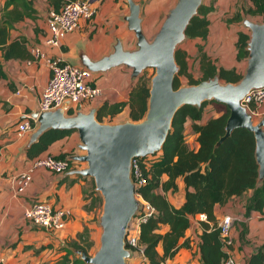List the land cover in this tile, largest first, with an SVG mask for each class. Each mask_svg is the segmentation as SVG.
<instances>
[{
    "label": "trees",
    "instance_id": "16d2710c",
    "mask_svg": "<svg viewBox=\"0 0 264 264\" xmlns=\"http://www.w3.org/2000/svg\"><path fill=\"white\" fill-rule=\"evenodd\" d=\"M54 1L57 0H52ZM65 0H61V4ZM31 0H1L0 3V57L20 54L23 39L9 40V30L15 22L24 17H31L34 11ZM235 10L233 20H242L243 14L255 16L254 21L264 20V0H241ZM60 4V5H61ZM58 7L54 9L57 10ZM210 4L201 3L196 13L191 17L185 28L187 38L204 40L208 35V12ZM242 24V23H241ZM247 31L237 28L234 38L235 59L244 61L247 54ZM195 61L199 71V78L194 80L187 69L185 48L177 47L174 58L178 70L173 76V87L179 85L178 75H184L188 83H195L201 79L218 73L222 81L235 82L241 76L235 67L216 65L215 61L206 53L203 45L196 46ZM61 62H65L61 60ZM0 64V76H3ZM148 84L139 77L130 80L126 86V93L122 99H103L97 106L95 117L111 120L124 107L126 116L131 120L140 119L146 110ZM207 102L212 105L215 114L203 117V107ZM71 112V109L68 111ZM228 108L222 102L214 100L204 101L199 106L183 104L177 108L172 116L170 127L158 151L148 153L140 159L144 182L135 188L136 194L146 201L151 211L144 221L138 223L137 246L145 258V264H165L166 258L172 257L180 246H188L184 231L194 215L203 213L205 219L200 221L201 232L197 243L199 257L202 264H222L226 249L220 235L217 219L213 214V205H222L232 196H239L247 190L250 194L244 204L243 216L250 210H258L264 214V176L257 183V164L253 156L254 140L252 132L244 127H235L218 145L215 141L223 133ZM32 124L34 123L30 118ZM188 125L195 134V146H190L184 137V127ZM74 129L49 128L25 150L29 158H33L46 150L56 139H59ZM72 150L56 154L65 157ZM68 169H73L76 162L67 159ZM77 178L89 182V188L83 192L81 207L86 212L100 206V196L93 190L91 178L76 175ZM180 178L183 200L180 204L170 203L165 192L177 190V180ZM98 214V212L96 213ZM240 224V234L245 232L244 223ZM160 246L158 251L157 246ZM89 228L82 226L70 240L57 247L58 254L51 264H86L71 248H81L86 253L91 248ZM125 246L129 247L125 242ZM132 248V249H135ZM137 250V249H135ZM131 251V256L138 255ZM128 259V258H127ZM246 264H264L262 247L254 249L246 259Z\"/></svg>",
    "mask_w": 264,
    "mask_h": 264
},
{
    "label": "water",
    "instance_id": "95a60500",
    "mask_svg": "<svg viewBox=\"0 0 264 264\" xmlns=\"http://www.w3.org/2000/svg\"><path fill=\"white\" fill-rule=\"evenodd\" d=\"M127 12L122 16L125 27L135 36L134 47L123 46L116 36L110 49L96 59L90 58L82 47L76 51L71 64L83 66L92 74L102 73L111 67L124 65L129 69L130 80L146 67H152L144 115L137 120L128 117L105 122L95 117L97 106L82 109L81 102L68 100L49 110H39L36 105L27 117L34 121L22 149L28 148L49 128L74 129L79 153L67 157L83 162L81 168L68 169L65 174H77L92 179L93 190L101 198L97 216L99 227L97 244L92 253L81 248H71L86 264H125L131 251L125 246L130 220L142 207L136 194L130 170L131 159L158 151L170 127L171 119L183 104L199 106L214 100L228 108L223 133L215 141L218 145L235 127L252 132L253 156L257 164V183L264 176V114L256 121L244 105L243 96L252 88L264 86V20H241L247 29L245 65L235 82L222 81L218 73L195 83L173 87V76L178 70L174 53L186 38L185 28L196 13L202 0H175L167 9L160 25L148 39L141 28V2L125 0ZM71 109V112H68Z\"/></svg>",
    "mask_w": 264,
    "mask_h": 264
},
{
    "label": "crops",
    "instance_id": "0c3cea01",
    "mask_svg": "<svg viewBox=\"0 0 264 264\" xmlns=\"http://www.w3.org/2000/svg\"><path fill=\"white\" fill-rule=\"evenodd\" d=\"M31 1L34 9L32 16L15 22L9 30V40L23 39L24 50L5 59L0 57L4 73L0 76V264H51L58 254L57 247L61 245L59 241L69 235L73 237L75 232L81 229L78 220L83 215L81 203L85 180L77 178V174H55L37 167L31 171L28 184L22 190H17V176L28 167L31 160L25 154L26 149H22L31 130L17 136L14 126L20 119L27 117L37 105L38 94L49 75L44 60L33 58L31 47L39 46L47 56L58 55L70 63L76 59L79 47H82L90 58L96 59L110 49V44L116 36L121 38L126 48L134 47L135 41L133 32L126 29L122 19L127 12L125 0H91V5L95 7L91 18H80L75 28L61 39L59 46L45 45L42 42L47 32L45 18L50 9L61 4V0L54 3L52 0ZM136 1L142 4V0ZM140 15L141 28L145 34L142 8ZM153 28L150 29L151 34L155 33ZM203 48L216 65L226 68L233 66L237 70H243L245 62L235 59L234 44L231 56L225 55L227 59L221 55L223 45L216 48L215 53H210L213 47H210V51L205 46ZM121 66L94 74V81L103 88V95L96 101L83 102L84 110L98 106L103 99L124 98L130 78L129 71ZM119 69L122 72H119ZM255 108L259 112L257 120L264 114V103ZM126 112L127 108L124 107L114 118H117L118 114L126 115ZM121 118L124 119V116ZM186 127L191 132L188 125H185L184 130ZM192 137L195 138L194 133ZM77 143L78 137L74 130L54 140L40 154L56 155L70 150L79 153L81 151L76 147ZM195 144L194 140L193 146ZM177 183V190L165 192L167 200L175 205L183 200L180 178ZM249 194L250 190H247L239 196H232L222 205H213V214L217 221L225 214L232 216L228 234L231 243L227 251L232 254L236 264H246L247 256L259 246L264 251V214L253 209L247 216L242 214ZM35 200H45L53 207L68 209L70 214L64 226L58 230H47L24 219L22 210ZM202 220L197 214L191 217L184 237L180 239H186L188 246H180L172 257L164 260L165 264H202L197 246ZM240 221L244 223L245 230L241 234ZM157 249L160 251L159 245ZM125 264H145V258L142 253L138 254V257L133 255L126 259Z\"/></svg>",
    "mask_w": 264,
    "mask_h": 264
},
{
    "label": "built area",
    "instance_id": "2783aa9c",
    "mask_svg": "<svg viewBox=\"0 0 264 264\" xmlns=\"http://www.w3.org/2000/svg\"><path fill=\"white\" fill-rule=\"evenodd\" d=\"M95 7L91 5V0H65L60 7L50 9L45 18L47 32L42 38V42L48 46H59L61 39L68 32L72 31L80 18H91ZM34 59H43L48 66L49 75L42 85L38 94L37 105L39 110H49L58 106L62 101L68 100L71 104L75 102L96 101L103 95V88L94 81V74L87 68L61 62L58 55L47 56L39 46H33L30 49ZM240 103L254 117L259 113L255 106L264 103V86L250 89L240 100ZM33 121V120H32ZM34 123L29 117L20 119L14 126L15 134L21 136L25 131L33 129ZM78 153V152H71ZM141 157L131 159L130 175L135 188L144 182L141 163L144 162ZM67 155L57 157L50 153L38 154L31 158L28 167L17 176V190H22L31 178V171L34 168L41 167L55 174H62L67 170ZM76 162L74 168L84 166L83 162ZM138 195V194H137ZM139 196V195H138ZM151 211L146 201L142 200V207L134 217V227L128 226L125 242L128 248L137 254L142 253L137 246L138 223L144 221L145 217ZM70 211L63 207H53L45 200H35L22 210L24 219L29 220L47 230L61 229ZM200 219H205L203 213H199ZM232 223V216L225 214L218 221L220 235L224 238L225 244H230L229 230ZM135 248V249H132ZM222 264H236L232 254L227 251Z\"/></svg>",
    "mask_w": 264,
    "mask_h": 264
},
{
    "label": "rangeland",
    "instance_id": "374dc122",
    "mask_svg": "<svg viewBox=\"0 0 264 264\" xmlns=\"http://www.w3.org/2000/svg\"><path fill=\"white\" fill-rule=\"evenodd\" d=\"M174 1L175 0H142L141 8H142V16H143V27L144 30L146 31L145 34L148 39H151L154 34V33L153 34L150 33V29L155 26L153 28L155 29L154 32L157 30L164 15L167 12V9L174 3ZM239 1L241 2V0H202L203 3L211 5V10L208 12L209 30H208L207 38L204 40H200L197 38L186 37L177 46V47L185 48V50L187 51L188 56L186 57L185 60L187 64V69L192 79L197 80L199 78V71L197 68V63L195 61V56L197 52L196 46L198 43L203 45V47L204 46L207 47L209 51H210V47H213L214 49H212L210 53H215L216 48H218L220 45H223L224 50L221 51V55H223L224 57L225 55L231 56L236 29L241 27L247 31V29L244 28V26L241 24L240 21L237 22L236 20H233V15L235 14V10L238 8V5H240ZM242 16L247 17L253 21L256 20L255 16H248L244 14ZM225 58L227 59V57ZM121 67L125 69L127 72L129 71V69H127V67H125L124 65H122ZM119 72H122V70L119 69ZM152 73H153V68L146 67L140 72V74L137 77H139L140 79H144V81L149 85V79ZM178 80L180 84H188V79L184 75H178ZM212 114H215L213 107L211 104H209V102H207V105L203 107V117L205 118ZM123 116L124 118L127 117L122 113V114H118L117 118H114L116 117L114 116L111 120L104 118L101 121L116 122L122 120L121 117ZM251 116L253 120L256 121V117H254L252 114ZM184 137L185 140L189 143V145L193 146L194 138L192 137V133L189 132L188 127H186L184 130ZM88 188H89V182L85 181L83 184L82 193L86 191ZM95 193L98 194V192L96 191ZM99 211H100V206L93 208L92 212H86L83 210V215L78 220V226L80 228H82V226L84 225H87L89 228V238L92 241V246L87 251L89 254L92 253V250L97 244L99 227L96 223L98 216V214L96 213L97 212L99 213ZM133 223H134V217L130 220L129 226L134 227ZM68 240H70V235L62 239V241H59V243L63 244L65 243V241ZM135 256L138 257V255Z\"/></svg>",
    "mask_w": 264,
    "mask_h": 264
}]
</instances>
